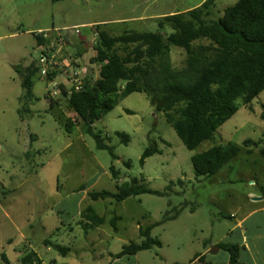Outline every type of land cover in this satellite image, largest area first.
<instances>
[{"label": "rangeland", "instance_id": "obj_1", "mask_svg": "<svg viewBox=\"0 0 264 264\" xmlns=\"http://www.w3.org/2000/svg\"><path fill=\"white\" fill-rule=\"evenodd\" d=\"M204 1L0 0V264H22L28 254L25 246L38 254L41 264H109L124 245L141 242L140 227L162 221L174 208L183 210L176 219L152 231L161 247L122 257L113 264H200L195 258L201 255L213 264H230L228 253L220 249L208 252L209 245H241L244 238L250 242L264 232V211L260 210L264 200H253L262 197L259 187L264 186V157L256 149L248 155L243 147L245 140L263 138L264 92L252 102V110L239 101L238 112L218 130L216 142L204 143L194 152L185 147L165 114L150 105L147 94L133 93L94 125V131L115 148L118 160L113 161L110 152L98 149L94 138L80 126L67 133L57 114L49 110L50 100L62 95L50 97L53 87L46 78L34 80L35 101L28 104L15 70L38 61L37 35L48 31L15 33L54 27L64 38L65 44L53 43L56 49L62 48L58 54L61 62H76L84 40L95 43L83 52L79 66L98 79L100 66L94 59L101 32L112 37L131 31L155 33L159 18L185 12ZM237 2L216 0L215 16H222ZM101 22L114 23L99 25ZM67 40L78 46L68 49ZM186 59L183 49L171 48L176 69L183 68ZM58 73L57 80L68 88V72L61 68ZM64 101L59 109L66 112ZM117 133L127 135L128 143ZM154 141L160 153L147 158L142 166V156ZM227 142L240 146L242 152L216 176L196 179L193 154ZM112 165L120 174L118 181L113 179ZM134 179L152 191L163 192L178 180L184 186L176 185L170 197L142 194L122 203L94 201L89 196L102 191L117 193L119 183ZM88 207L106 219L98 229L81 216ZM256 209L259 211L254 212ZM115 217L119 219L113 222ZM262 239L264 244L263 235ZM47 240L68 247L70 252L63 256L48 248ZM3 254L9 263L3 261ZM240 261L250 264L242 249Z\"/></svg>", "mask_w": 264, "mask_h": 264}, {"label": "trees", "instance_id": "obj_2", "mask_svg": "<svg viewBox=\"0 0 264 264\" xmlns=\"http://www.w3.org/2000/svg\"><path fill=\"white\" fill-rule=\"evenodd\" d=\"M61 1L64 0H52L53 3ZM215 7L216 0H205L200 6L185 12L165 15L158 19L159 30L155 33L131 31L112 37L108 32H101V43L96 48L94 59V63L100 66L98 79L94 80L91 73L89 77L92 83L84 90L71 94L62 85V98L50 100L49 110L57 114V120L64 125L67 133L80 126L85 134L94 138L98 149L110 152L113 161L118 160L115 148L105 143L101 133L94 131V125L119 102L136 92L147 94L150 105L157 112L165 114L168 124L189 151L194 152L207 142L214 144L218 130L238 112L239 101L252 110V102L264 92V0H238L217 17ZM37 41L39 48L51 45L50 38L37 35ZM54 44L57 45L58 40ZM172 47L186 52L183 68L173 66ZM15 70L22 80L24 99L28 104L33 103L34 80L42 79L38 61H33L27 67L17 66ZM57 75L58 72L52 73L45 81L52 82ZM61 100H65L66 112L59 109ZM24 111L29 109L24 108ZM261 120L264 121V105ZM117 135L122 142L128 143L127 135ZM243 147L247 148L248 155H252L256 149L264 157V133L260 141L245 140ZM241 152L240 146L227 142L193 154L191 162L196 179L216 176ZM159 153L156 142H151L142 156L141 165L144 166L147 158ZM126 166L130 167V164L126 163ZM111 173L114 180L120 179L113 165ZM176 185L182 187L184 182L172 181L165 191H152L134 179L119 183L117 193L102 191L90 193L89 196L94 201L113 199L117 203L142 194L170 197ZM259 192L264 199V186L259 187ZM182 210L174 208L165 214L162 221L140 227L141 242L124 245L114 258L136 255L154 246L161 247L162 243L152 237L153 229L176 219ZM81 216L94 228L102 226L106 220L97 215L92 207L86 208ZM118 219L115 217L113 222ZM46 245L63 256L70 252L68 247L51 240H47ZM216 247L229 254L230 264H241V247L238 244L222 242ZM2 258L9 263L5 254ZM196 259L210 264L204 256ZM21 263L42 262L35 252H30L21 259Z\"/></svg>", "mask_w": 264, "mask_h": 264}, {"label": "built area", "instance_id": "obj_3", "mask_svg": "<svg viewBox=\"0 0 264 264\" xmlns=\"http://www.w3.org/2000/svg\"><path fill=\"white\" fill-rule=\"evenodd\" d=\"M78 33L79 30H76V34ZM58 35L59 36L57 40L60 42V44H65L61 31L58 32ZM43 37L46 38L47 35L44 34ZM39 49H41V52L39 54L38 64L40 66V76L42 78H47L50 74L59 72L61 68L65 69L68 72L65 79L69 84H67L69 87H66L68 94L82 91L92 83V80H90L89 77L91 74L89 71L87 73V71L85 69L83 70L78 64V66L73 65V61L70 62L69 60H64L61 62L58 60V54L62 49L61 47L56 49L55 45L51 44L49 47H46V49L45 47H41ZM67 68H70L71 71H68ZM57 77L58 75L52 82H50L53 87V91L49 90L51 91V98L56 97L59 94L62 95V90H60V87L63 85V83H59ZM94 80H96L95 77Z\"/></svg>", "mask_w": 264, "mask_h": 264}, {"label": "crops", "instance_id": "obj_4", "mask_svg": "<svg viewBox=\"0 0 264 264\" xmlns=\"http://www.w3.org/2000/svg\"><path fill=\"white\" fill-rule=\"evenodd\" d=\"M201 5V4H200ZM170 14H172V13H170ZM165 16V15H164ZM118 22H120V21H118ZM113 24L114 22H101V23H99V25H101V24H103V25H107V24ZM92 25H97V24H92ZM53 27V26H52ZM42 30H46V31H48V34H47V37H46V39L47 38H50V40H51V44H53V43H55L56 42V39L58 38V32L60 31V29H56V28H37V29H35V30H25L24 32H20V33H15V34H17V35H21V34H26V33H40V32H42ZM14 35V34H13ZM66 44H67V48L69 49H72L73 47H76V46H78V44L77 43H73V41H69V40H67L66 41ZM81 44V48H82V50L80 51V50H78V54H77V56H78V59L76 60V62H77V64L79 65L80 63V59H83V57H84V55L86 54V53H83V52H86L87 51V49H88V47L89 46H92L93 44H95V43H93V44H91V43H89V42H87L86 40H84L83 41V43H80ZM37 46H38V41H37ZM48 47V46H47ZM68 60V59H67ZM70 61V60H69ZM75 62V63H76ZM259 194H260V192H259ZM260 196H261V194H260ZM264 200V199H263ZM261 211H264V205H263V207H261V209H260ZM256 211H259V210H255L254 212H256ZM5 213V212H4ZM237 227H239V228H241V223H239L238 225H237ZM264 227V226H263ZM98 229V228H97ZM262 235H263V238H264V232H259L256 236H255V238L253 239L252 238V240L250 241V242H248V241H245V238H244V241H242V244L241 245H239L240 247H241V249L245 252V253H247L248 254V256H249V262H250V264H264V244L261 242L263 239H262ZM11 242V241H10ZM219 243H222V242H219ZM218 243V244H219ZM45 244H46V242H45ZM229 244V243H228ZM231 244H233V243H231ZM209 245V244H208ZM48 247V246H47ZM209 249H208V252H216L217 250H218V248L216 247V245L215 246H213L212 244L211 245H209ZM30 248V247H29ZM48 248H50V247H48ZM25 251H28V253H30V252H34V250H31V248L30 249H27V247L25 246ZM226 252V251H225ZM227 253V252H226ZM37 254V253H36ZM137 255V254H136ZM136 255H129V256H136ZM240 255H241V251H240ZM240 255H239V261H240ZM37 256H38V254H37ZM128 256V255H127ZM201 256H204V258H205V261L206 262H209L210 264H213V262H210V261H207L206 260V255H201ZM228 256H229V254H228ZM39 257V256H38ZM125 257V256H124ZM8 258V257H7ZM40 259V258H39ZM9 260V259H8ZM41 260V259H40ZM116 261H119V259H115V258H112V260L111 261H109V264H113L114 262H116ZM41 262H42V260H41ZM54 263H55V261H53ZM199 262H201V261H199ZM241 262V261H240ZM56 264V263H55ZM200 264H203L202 262L200 263ZM242 264V263H241Z\"/></svg>", "mask_w": 264, "mask_h": 264}, {"label": "water", "instance_id": "obj_5", "mask_svg": "<svg viewBox=\"0 0 264 264\" xmlns=\"http://www.w3.org/2000/svg\"><path fill=\"white\" fill-rule=\"evenodd\" d=\"M253 200H263V198H254Z\"/></svg>", "mask_w": 264, "mask_h": 264}]
</instances>
